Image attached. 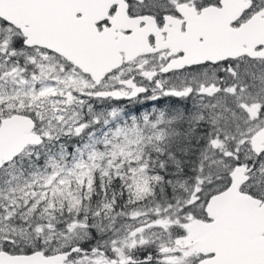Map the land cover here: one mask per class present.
Segmentation results:
<instances>
[{
  "label": "snow or ice",
  "instance_id": "6c2138e0",
  "mask_svg": "<svg viewBox=\"0 0 264 264\" xmlns=\"http://www.w3.org/2000/svg\"><path fill=\"white\" fill-rule=\"evenodd\" d=\"M0 264H264V0H0Z\"/></svg>",
  "mask_w": 264,
  "mask_h": 264
}]
</instances>
